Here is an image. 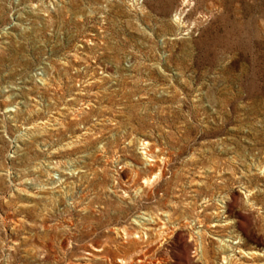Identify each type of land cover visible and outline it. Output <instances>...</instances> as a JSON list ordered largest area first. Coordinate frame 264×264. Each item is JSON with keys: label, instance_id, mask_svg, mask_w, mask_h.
Wrapping results in <instances>:
<instances>
[{"label": "rangeland", "instance_id": "374dc122", "mask_svg": "<svg viewBox=\"0 0 264 264\" xmlns=\"http://www.w3.org/2000/svg\"><path fill=\"white\" fill-rule=\"evenodd\" d=\"M222 262L264 264V0H0V264Z\"/></svg>", "mask_w": 264, "mask_h": 264}, {"label": "built area", "instance_id": "2783aa9c", "mask_svg": "<svg viewBox=\"0 0 264 264\" xmlns=\"http://www.w3.org/2000/svg\"><path fill=\"white\" fill-rule=\"evenodd\" d=\"M7 109H9V111H10V112H5V113H8V114H7V117L13 120V117H11V113H13V106H11V107H9V108H7ZM7 109H6V110H7ZM6 110H5V111H6Z\"/></svg>", "mask_w": 264, "mask_h": 264}, {"label": "bare ground", "instance_id": "6f19581e", "mask_svg": "<svg viewBox=\"0 0 264 264\" xmlns=\"http://www.w3.org/2000/svg\"><path fill=\"white\" fill-rule=\"evenodd\" d=\"M184 1H187V0H184ZM176 15H177V14H176ZM174 16H175V15H174ZM179 19H180V18H179L178 16H175V20H179ZM6 111H7V112H10L9 109H7ZM147 143H148V142L145 141V142L142 143L141 145H147ZM142 152H143V151H142ZM144 183H147V180L144 181ZM223 259H224V258H223ZM222 264H223V262H222Z\"/></svg>", "mask_w": 264, "mask_h": 264}]
</instances>
